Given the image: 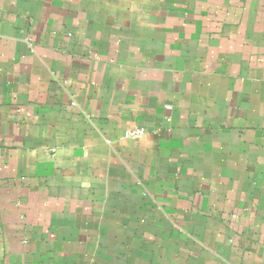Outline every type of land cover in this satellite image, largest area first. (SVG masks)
I'll return each instance as SVG.
<instances>
[{"label":"crops","instance_id":"crops-1","mask_svg":"<svg viewBox=\"0 0 264 264\" xmlns=\"http://www.w3.org/2000/svg\"><path fill=\"white\" fill-rule=\"evenodd\" d=\"M0 264H264V0H0Z\"/></svg>","mask_w":264,"mask_h":264},{"label":"built area","instance_id":"built-area-1","mask_svg":"<svg viewBox=\"0 0 264 264\" xmlns=\"http://www.w3.org/2000/svg\"><path fill=\"white\" fill-rule=\"evenodd\" d=\"M140 131H133V132H128V136L134 137V136H139L140 135Z\"/></svg>","mask_w":264,"mask_h":264}]
</instances>
